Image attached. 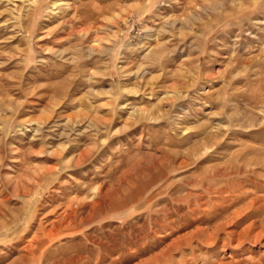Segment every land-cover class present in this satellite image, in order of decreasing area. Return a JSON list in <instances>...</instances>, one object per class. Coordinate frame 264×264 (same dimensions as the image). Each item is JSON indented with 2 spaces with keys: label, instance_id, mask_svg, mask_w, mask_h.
Returning <instances> with one entry per match:
<instances>
[{
  "label": "rangeland",
  "instance_id": "obj_1",
  "mask_svg": "<svg viewBox=\"0 0 264 264\" xmlns=\"http://www.w3.org/2000/svg\"><path fill=\"white\" fill-rule=\"evenodd\" d=\"M70 256L264 264V0H0V264Z\"/></svg>",
  "mask_w": 264,
  "mask_h": 264
},
{
  "label": "bare ground",
  "instance_id": "obj_2",
  "mask_svg": "<svg viewBox=\"0 0 264 264\" xmlns=\"http://www.w3.org/2000/svg\"><path fill=\"white\" fill-rule=\"evenodd\" d=\"M220 191H226V189H221ZM223 194V193H222ZM187 198V197H186ZM186 215V214H185ZM62 218V217H61ZM187 218V217H186ZM157 220V219H156ZM173 220V219H172ZM185 220V224H187V219H184ZM202 220V219H201ZM200 220V221H201ZM223 222V221H222ZM169 223V222H167ZM223 224V223H222ZM164 226V225H163ZM225 226V225H224ZM54 227V226H53ZM199 229V228H198ZM220 229V226H216L214 228V231L213 232H210L208 234L207 237H203L202 239L204 240H212L214 241L216 239V233H218ZM199 234H197L198 236L201 234V233H205V228H202L200 230ZM216 232V233H215ZM228 233V232H227ZM196 234H191L189 235V233H186V234H183L181 236H178L176 239L172 240V242L170 244H168L166 247L163 248V250H161V256L164 257V262H168L169 260L173 259V255L175 254V251L177 250H182V248L186 245V244H192V242L194 241L193 238ZM231 234V232H230ZM203 235V234H202ZM201 235V236H202ZM140 236V235H139ZM200 236V237H201ZM206 236V235H205ZM199 238V237H198ZM197 238V239H198ZM241 238V237H240ZM42 241V240H41ZM40 241V243H41ZM50 242V241H49ZM39 243V242H38ZM38 245V244H37ZM44 245V244H43ZM184 245V246H183ZM195 247L192 248V250L194 249ZM35 250V249H34ZM41 251V250H40ZM36 253V252H35ZM79 253V252H78ZM183 254V253H182ZM36 257V254L32 257V259ZM77 256H70V257H65V261L64 262H60V264H73V262L75 261ZM156 257V256H155ZM184 258V257H183ZM183 261V259H182ZM54 263V262H53ZM176 263V262H175ZM55 264H59L58 262H55ZM156 264H161V263H156Z\"/></svg>",
  "mask_w": 264,
  "mask_h": 264
}]
</instances>
